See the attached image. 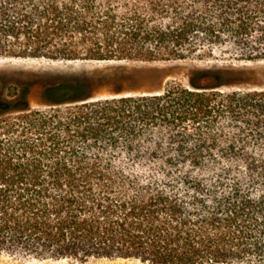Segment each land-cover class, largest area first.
<instances>
[{"label":"trees","instance_id":"trees-1","mask_svg":"<svg viewBox=\"0 0 264 264\" xmlns=\"http://www.w3.org/2000/svg\"><path fill=\"white\" fill-rule=\"evenodd\" d=\"M0 59L264 62V0H0ZM186 67L185 84L110 97L61 76L42 110L10 88L0 258L264 264V87L229 85L264 73Z\"/></svg>","mask_w":264,"mask_h":264},{"label":"rangeland","instance_id":"rangeland-1","mask_svg":"<svg viewBox=\"0 0 264 264\" xmlns=\"http://www.w3.org/2000/svg\"><path fill=\"white\" fill-rule=\"evenodd\" d=\"M223 65L230 63L240 67V63L218 62ZM210 63V62H207ZM207 63L189 62L166 64H129L125 66H98L93 70L62 64H46L38 61H21L0 59V99H8L10 88H17L22 94V104L27 101L31 109H46L44 88L54 86L61 81V76L75 75L89 81L94 80V87L90 94L95 97H110L116 93H155L170 82H187L188 70L186 65L199 68H209ZM251 66V65H250ZM263 69L257 73H264V62L258 65ZM158 74L167 76L157 82ZM86 80V81H87ZM263 87H264V83ZM61 85V84H60ZM0 111L2 109L0 108ZM0 264H68L65 262H37L32 260H12L0 258ZM91 264H118L109 262H95Z\"/></svg>","mask_w":264,"mask_h":264},{"label":"water","instance_id":"water-1","mask_svg":"<svg viewBox=\"0 0 264 264\" xmlns=\"http://www.w3.org/2000/svg\"><path fill=\"white\" fill-rule=\"evenodd\" d=\"M260 63L263 62H257V63H240L238 64V66L240 67H235L234 64H230L228 63L227 65H223L221 63H217V62H210L207 63L209 68H214L221 71H224L226 73H230L233 75H242V74H246V73H255L258 72L259 70L263 69L261 67L258 66H254V65H258ZM251 65V66H250ZM229 85L231 86H236V87H243V88H248V89H261V87H263L262 84H240V83H234V82H230Z\"/></svg>","mask_w":264,"mask_h":264}]
</instances>
